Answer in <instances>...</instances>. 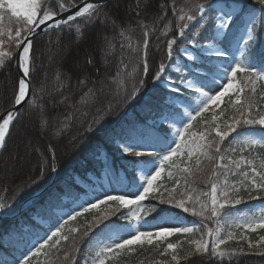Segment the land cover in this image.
I'll use <instances>...</instances> for the list:
<instances>
[{"label": "trees", "instance_id": "obj_1", "mask_svg": "<svg viewBox=\"0 0 264 264\" xmlns=\"http://www.w3.org/2000/svg\"><path fill=\"white\" fill-rule=\"evenodd\" d=\"M82 1L42 0V3L47 8L59 10L60 4L67 9ZM202 2L203 0H109L107 6L102 9V13L108 14L106 22L102 15L100 22L92 24L87 20L86 14L85 17L76 18L71 28L65 26L62 30L46 31L33 39L29 63L31 99L24 108L19 109L20 116L13 125H10L7 134V147L0 151V203L10 204L13 200L16 201L13 211L0 218V225L6 227L10 223L19 225L21 221L26 222L25 218L28 217L32 202L54 188L62 187L61 179L66 176L79 177L88 186H94V183H88L92 180L86 171L98 176L100 165L95 161L85 165L83 158L97 136H93L78 151L73 150L72 142L83 132L79 125L83 123L85 116L91 120L101 104L95 107L87 106L82 97L89 89L98 90L100 86L104 87L108 97L124 88L131 90L139 79L144 78L145 52L149 69L153 74L159 70V64L163 63L168 78L180 84L187 75L185 67L182 66L175 73L170 72L169 68L180 58L179 49L185 42L178 40L173 46V55L170 58L167 41L172 39L178 30L180 10H183L184 14H192L196 5ZM244 3L248 10L254 9L261 16L264 15L255 0H244ZM145 6L148 11L143 12ZM173 6L177 10L175 15L172 12ZM113 19L116 20L115 27L112 26ZM15 26L7 15L3 22H0V29L4 31L3 50L13 54L16 52V45L14 40L8 37V31ZM77 28L84 33L83 38H80ZM242 29L240 21L233 25L234 32L240 33ZM263 32L264 24L259 23L256 28V46L251 59L252 66L259 69H264ZM237 58L243 65L244 58L241 56ZM89 59L92 61L90 64L87 63ZM4 61V64L0 65V114L13 105L20 78L15 59L5 57ZM244 79L243 74H238L237 83L241 87H244ZM255 88L254 94L245 88L240 99L243 103L251 99L254 107L259 106L264 112V76L255 80ZM120 99L122 100V97ZM235 99L234 94H229L219 105L211 106L207 112L193 120L192 131H204L203 118L210 120L212 115L217 116V123L222 130L225 129L231 123V118L236 115V109L230 102ZM102 103L106 104L107 99ZM127 110L131 112L132 108ZM66 116L70 119L66 120ZM115 119V115L108 118L109 122ZM169 131L140 139L137 142L139 149L153 144L154 151L163 150ZM260 135H264V130L259 125L240 127L223 140L215 137L213 132L212 137L219 141L221 147L220 154H216L213 147L211 152L201 155L199 165L196 164L195 158L189 161L187 156L182 157L185 163L177 160L181 170L186 165L192 167L193 174L188 176L190 187L196 189V194L201 197L200 202L205 203L206 208L201 209L200 203H196L195 213H184L180 209L161 205L156 212H151V205L156 201L150 194L139 204L121 207L116 215L108 216L102 223L98 222L100 217L109 210L83 212L64 225L62 235L69 237L67 241L62 240L58 248L45 245L44 249H41L40 264H98V259L103 257L105 243L111 236H119L124 232L132 233L139 223L153 226L167 218L177 219L193 231L173 233L166 241L157 242L154 239L151 244L146 241L136 242L132 247L120 250L118 254L113 253L105 264H176L171 259L173 254L178 256L179 264H264V244L257 243L260 237L264 236V229L252 231L243 227L245 223L264 218V190L248 192L242 188L239 196L245 202L234 209H225L215 217L210 213V195H203L210 193L213 182L222 184L227 180L229 184L239 185L241 180H245L232 165V161L238 160L241 155L252 160L258 170L264 171V167H261L264 164V141L260 140ZM253 140L256 141L255 144L252 143ZM24 147L29 149L27 161L20 165L21 168L15 167V161L18 159L16 153ZM109 158L114 164L112 176H117L120 167L129 181L136 179L133 169L129 168L131 166L124 164V161H131L130 159L117 158L115 153ZM225 164L231 168L228 175L222 174L224 171L222 165ZM54 165H59L58 174L51 171ZM42 169L43 178L40 183L24 188L26 183L41 176ZM168 171L169 169H165L162 173L161 181L170 188L174 179L179 178L181 191H184L183 171L173 170L172 177L168 176ZM241 171H250V168L242 167ZM244 187H249L246 180ZM78 191L79 188L73 189L74 193ZM83 194L85 193L79 192V197ZM65 196L68 197V201H61L57 208L68 207L78 200L71 194ZM192 206V202H189V207ZM55 209L53 212L57 216ZM136 214L141 217L139 221L136 220ZM41 218L47 224L36 221L39 227L32 229L33 234L28 238L29 244L45 237V233L50 235L60 224L55 223L50 227L48 217ZM229 232L233 234L232 238L226 239ZM217 237L225 239V244L220 246L221 250L225 251L223 257L197 251L198 242L207 241L211 248L212 241ZM168 243L176 247L164 253ZM34 250L35 247L27 248L21 245L19 249L9 248L8 252L0 251V258L12 259L21 256V253L26 255L27 251ZM65 253L74 256L75 261L66 258ZM32 264H37V260L33 259Z\"/></svg>", "mask_w": 264, "mask_h": 264}, {"label": "snow or ice", "instance_id": "obj_2", "mask_svg": "<svg viewBox=\"0 0 264 264\" xmlns=\"http://www.w3.org/2000/svg\"><path fill=\"white\" fill-rule=\"evenodd\" d=\"M108 2L109 0H104L99 4L85 3L78 11H75L74 15L64 18V12L67 10L63 4L59 5V10H52L45 7L42 0H0V22H3L7 15L8 19L16 25L8 31V37L14 40L16 45L15 54L3 50L4 31L0 29V65L4 64L5 57L15 59L20 74L13 101L15 111L9 110L5 114H0V150L7 147V134L10 131V125H13L20 116L19 109L24 108L31 99L29 63L34 37L43 30H62L65 26L71 28L76 18L85 17L86 14L87 20L92 24L100 22L102 15L106 22L108 14L102 13V9L107 6ZM255 2L259 5L260 12L264 13V0H255ZM142 11H148L147 6ZM176 11L173 6L174 15ZM237 21H240L243 26L242 35L233 31V25ZM259 23H261V17L257 15L256 10H248L244 0H203L202 3L196 5L192 14H184L183 10H180L178 30L173 34V38L167 41L170 58L173 55V46L178 43V40L185 42V46L179 49L185 58L184 67L187 74L183 77L182 84L175 83L168 78L163 63L159 64V70L153 74L149 69L147 52H145L144 78L139 79L131 90L124 88L108 97L103 86H100L98 90L89 89L82 100L87 106L95 107L101 104V107L97 109L91 120L85 116L83 123L79 125L83 128V132L73 140V150L78 151L93 136H97L95 142L88 148L83 163L85 165L94 161L99 163V175L108 180L114 172V164L109 157L118 152L122 158L131 160L135 178L138 180L137 190H126L123 194H109L110 191L115 192L116 190H108L100 184L99 188H93L89 193L86 187L80 186L78 178L66 176L61 179L62 187L54 188L42 198L38 197L32 202L26 222L21 221L19 225L10 223L6 227L0 225V251L8 252L9 248L19 249L21 245L27 248L35 247L36 241L29 244L28 238L33 234L32 229L39 227L36 224L37 218L47 216L50 227L59 223V218L53 209L60 206L64 195L71 194L75 199H79V192H84L88 199L76 204V207H81L83 212L96 209L100 205H107L109 211L100 217L99 223L107 220L110 215H116L121 207L139 204L150 194L151 198L156 201L151 205V212H156L161 205H168L171 209H180L184 213H195L196 203H200L201 209L206 208L207 205L200 202L201 197L196 194V189L190 187L188 176L193 174L192 167L186 165L181 170L177 160L185 163L182 157L187 156L189 161L195 158L196 164L199 165L201 155L211 152L213 147H215L216 154L221 153L219 141L215 137L223 140L224 137L243 126L259 125L264 130V112L259 106L254 107L251 99L247 103H243L240 99L245 88L254 94L256 92L255 80L264 76V69L251 64L253 50L256 46V28ZM112 26H116L115 19L112 20ZM76 31L80 33V38H83L84 33L81 29L77 28ZM59 38L62 39V37ZM233 47L236 49L235 55L230 51ZM237 53L244 58L243 65L238 60ZM87 63L90 64L92 61L89 59ZM205 64H207L206 69ZM238 74L245 76L244 87L237 83ZM230 92L236 96L235 100H230L236 109V115L231 118V123L222 130L217 123V116L212 115L210 120L203 118L204 131L193 132V120L207 112L210 106L219 105L222 98ZM209 93L214 94L209 95ZM104 99H107L106 104L102 103ZM186 100L192 101L194 107L189 108ZM129 108H132L131 112L127 110ZM189 109L195 112V115H192ZM114 115L116 119L109 122L108 118ZM65 119L68 120L70 117L66 116ZM177 125L183 126L177 127ZM169 129H174L176 137L170 146L166 144L163 150L151 152L139 149L137 142L140 139H146L155 133H167ZM213 132H215V137H212ZM260 140L264 141V135H260ZM252 143L255 144L256 141L253 140ZM136 157H140L141 160L137 161L134 159ZM212 159L214 160L215 156ZM220 159H223L222 155ZM149 161L153 162L154 167H138L141 162L147 164ZM232 165L236 172L245 178L249 187H244L245 180H241L239 185L229 184L227 180L222 184L213 182L210 193H203L205 196L210 195V213L213 217L225 209H234L237 205L244 203L245 201L239 196L242 188L248 192L264 190V171L258 170L252 160L241 155L238 160L232 161ZM242 167H248L250 171H241ZM261 167H264V164ZM222 168L224 169L223 175L231 172V168L226 164L222 165ZM165 169H169V177L173 176V170L183 171L185 174L184 191H181L179 178L174 179L173 186L170 188L161 181ZM51 171L58 174L59 165H54ZM42 178L43 169L41 176L26 183L24 188L39 184ZM158 181L159 184L156 183ZM88 183L92 184L93 181ZM74 188H79V191L74 193ZM189 202H192V207H189ZM85 203L87 207L83 206ZM15 204V200L10 204L0 203V218L6 213H11ZM65 215L68 214L65 213ZM80 215L81 212L73 210L72 214L68 215V220L55 227L50 235L45 233L47 238L35 247L34 251H27L26 255L21 253V256L12 259L0 258V264H32L33 259L40 264L41 249H44L45 245L58 248L62 240L67 241L69 237L62 235L64 225ZM140 219L139 214H136V220ZM243 227L252 231L264 229V218L245 223ZM192 231L193 229L189 227L164 225H157L154 231H136L135 234H129L127 239H121L104 248L103 257L98 259V264H105L113 253L118 254L120 250L130 248L136 242L146 241L151 244L154 239L157 242L166 241L173 233ZM211 234L210 229L209 235ZM232 235L229 232L226 239H231ZM243 238L247 239V237ZM260 240L264 241V236H261ZM223 244H225V239L219 237L212 241L211 248L207 241L198 242L197 251L206 252L210 256L223 257L225 251L220 248ZM175 247L176 245L168 243L164 248V253ZM65 256L75 261V257L69 253H65ZM171 259L179 264L176 254H173Z\"/></svg>", "mask_w": 264, "mask_h": 264}, {"label": "rangeland", "instance_id": "obj_3", "mask_svg": "<svg viewBox=\"0 0 264 264\" xmlns=\"http://www.w3.org/2000/svg\"><path fill=\"white\" fill-rule=\"evenodd\" d=\"M257 15L261 17V23L264 24V15L261 16V14H259L258 12H257ZM240 34L241 35L243 34V29L241 30ZM263 36H264V32H263ZM184 46L185 45H183L182 47H184ZM182 47H180V48H182ZM235 51H236L235 47L231 48V52L233 54H235ZM236 55L240 56L239 53H237ZM179 57L180 58L177 59L175 65H172L169 68L170 72H173V73L178 72L177 69L180 70L181 67L184 66L185 58L183 57V55H182V53L180 51H179ZM244 78H245V76H244ZM182 83H183V81L180 82V84H182ZM161 87H163V85H161ZM213 94L214 93H209V95H213ZM229 94H232V93L230 92ZM229 94H226V95H229ZM221 101H220V103H221ZM186 104L189 106V108L194 107L193 102L190 101V100H186ZM189 111L191 112L192 115H195V112H193L191 109H189ZM185 123H187V120H185ZM182 126L183 125H177V127H182ZM174 139H176V137L174 135V129H170L168 137H167V139L165 141V145L167 144L168 146H170L171 142L174 141ZM165 145H163L162 148H164ZM140 150L144 151V152H151V151H154L155 148H154L153 144H148L146 146L141 147ZM28 152H29V149H27V148L25 149V147L23 149H19L17 151L16 155H17L18 159L15 161L16 162L15 167L16 166L20 167V165H24L26 163ZM115 155H116L117 158L124 159V158L121 157L120 153H118V152L115 153ZM134 159H136L137 161L141 160L140 157H136ZM124 164L130 165L131 166V167H129L130 170L133 169L131 161H124ZM138 167H140V168H152V167H154V164L151 161L147 162V164H145L144 162H141L138 165ZM23 170H25V168ZM86 174L87 175L90 174V179L93 181L94 186L90 187L87 184H85L84 182H82V180L79 177H77V178L80 180V186L86 187L89 193H91L93 188H99L100 184H103V187L107 188L108 190H116L115 192L110 191L109 194H123L124 191H126V190H130V191H136L137 190L138 180L135 179V180H130L129 181V178L126 177V175L124 174V171H122L120 167H119V173L117 174V176L114 177V176L111 175L108 178V180H106L102 175L93 176L89 171H86ZM97 181H98V183H97ZM100 198L102 199V197H100ZM87 199H88V196L83 194V195H81L79 197L78 200L74 201L73 204H71L70 206L64 207V208L55 209V212H56V214H57V216L59 218V223H62L65 220H68V215H71L73 210L77 211V212H81V214H82L83 213L82 208L81 207H76V204H80L81 202H83V201H85ZM62 201L67 202L68 201V197H66L64 195L62 197ZM129 205H127V206H129ZM83 206L87 207V204L85 203ZM127 206H124V207H127ZM101 209L109 210L107 205H100L98 208L90 209V210H92L93 212H97V211H99ZM65 213H67L68 215H65ZM25 220H28V217H26ZM36 221H39V222H41L44 225L47 224L46 221L42 220L41 217L37 218ZM157 225H164V226H171V227H186L183 222H181V221H179L177 219H172V218H167V219L163 220L162 222H160ZM157 225L147 226L145 224L139 223V224L136 225L135 230L132 233L124 232V233H121L119 236H111L110 239L105 243V248L111 246L115 242H119V240H121V239H127L129 237V234H135L136 231H154V230H156V226ZM46 238H47V236L38 238L36 240L35 247L38 246L39 244H42L44 239H46ZM257 243L260 244V245H263L264 241H261L259 239L257 241Z\"/></svg>", "mask_w": 264, "mask_h": 264}, {"label": "water", "instance_id": "obj_4", "mask_svg": "<svg viewBox=\"0 0 264 264\" xmlns=\"http://www.w3.org/2000/svg\"><path fill=\"white\" fill-rule=\"evenodd\" d=\"M103 2H104V0H83L82 2H80V3H78V4H75L74 6H72V7H70V8H67V9H66L67 11L64 12V18H66L68 15H74L75 11H78L79 8L82 7L85 3L99 4V3H103ZM46 31H49V30L39 31V32H38V35H40V34L43 33V32H46ZM38 35H36V36H38ZM36 36H35V37H36ZM35 37H34V38H35ZM15 66H16V70H17V72H18V69H17V62H16V60H15ZM18 74H19V72H18ZM19 76H20V74H19ZM30 87H31V85H30ZM9 110H13V111H15V109L13 108V105H12L11 108L8 109L7 111H9ZM7 111H5V112H3V113H1V114H5Z\"/></svg>", "mask_w": 264, "mask_h": 264}]
</instances>
